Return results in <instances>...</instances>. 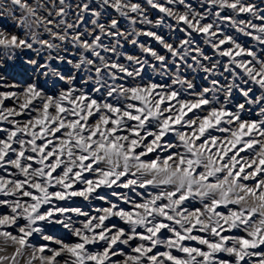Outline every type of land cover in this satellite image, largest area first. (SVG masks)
Wrapping results in <instances>:
<instances>
[{
  "label": "snow or ice",
  "instance_id": "obj_1",
  "mask_svg": "<svg viewBox=\"0 0 264 264\" xmlns=\"http://www.w3.org/2000/svg\"><path fill=\"white\" fill-rule=\"evenodd\" d=\"M0 264H264V0H0Z\"/></svg>",
  "mask_w": 264,
  "mask_h": 264
}]
</instances>
